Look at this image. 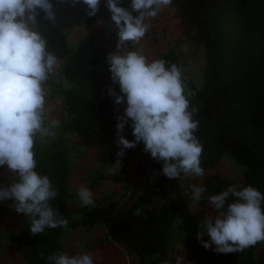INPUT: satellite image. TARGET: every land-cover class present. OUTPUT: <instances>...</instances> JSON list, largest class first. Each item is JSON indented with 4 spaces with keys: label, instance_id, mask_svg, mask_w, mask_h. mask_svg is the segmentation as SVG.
<instances>
[{
    "label": "trees",
    "instance_id": "16d2710c",
    "mask_svg": "<svg viewBox=\"0 0 264 264\" xmlns=\"http://www.w3.org/2000/svg\"><path fill=\"white\" fill-rule=\"evenodd\" d=\"M190 19L201 36L204 47V84L197 88L191 79L182 75L187 90L195 93L188 97L189 111L198 109L193 120L199 121L194 133L203 145L200 166L206 171L215 168L223 156L230 157L243 169L241 182L226 179L218 174L204 178L206 188L199 206L204 207L208 197L226 191L235 185L237 190L252 186L264 194V0H172L170 5ZM47 41V50L58 60L65 61L61 76L74 84L66 89L57 86L48 89L50 96L62 101L67 123L64 130L78 138L86 148L99 147L104 160L115 165L120 162V171L105 179L120 183L127 177L126 163H130L144 151L143 142L135 149H125L123 158H118L117 117L125 115L126 103L115 105L114 97L108 94L113 89L121 95L119 86L113 84L107 63V48L93 36L83 37L72 51L62 28L55 22L44 19L41 12L35 26ZM166 67L179 62L173 49L159 55ZM49 82V81H46ZM131 121L125 126L124 136L134 141ZM36 171L47 175L58 191L50 206L68 220L66 227L46 228L33 236L26 233H0L1 243L5 238L16 246L25 264H48L47 257L65 254L61 236L65 229L79 226L88 230L97 225L103 227L110 239L128 249L137 259V264H176L172 255L171 224L178 215L184 233L181 244L197 260V264H263L256 252L262 242L244 252L218 253L216 246L205 249L197 239L200 225L190 214L189 201L180 195L169 196L168 189L161 195L140 193L129 204L110 200L95 202V206L80 205V218L68 219L67 205L71 198V164L69 148L62 137L35 146ZM151 155V154H150ZM163 162L152 157L145 165H137L136 175L145 183L165 180ZM14 182L15 175L12 173ZM229 197L226 203L235 202ZM264 209V201L261 204ZM141 208V216H133ZM146 217V218H145ZM214 221V220H213ZM204 242H210L205 232ZM43 253V258L41 257Z\"/></svg>",
    "mask_w": 264,
    "mask_h": 264
},
{
    "label": "clouds",
    "instance_id": "9594fccd",
    "mask_svg": "<svg viewBox=\"0 0 264 264\" xmlns=\"http://www.w3.org/2000/svg\"><path fill=\"white\" fill-rule=\"evenodd\" d=\"M64 2V0H59ZM83 3L87 15L94 17L101 0H71L73 6ZM121 0H106L118 41L116 51L107 57L113 84L121 95L109 88L115 105L126 103L125 115L118 116V158L125 149H135L143 142L144 151L163 162L162 174L179 179L181 174L202 177L200 166L203 145L194 134L199 121L193 120L198 109L189 111L188 97L195 95L183 83L181 69L172 64L166 67L162 59H147L141 51H128V42L139 44L150 28V21L172 0H131L130 10L119 6ZM55 23L51 0H0V167L15 175L9 187L0 185V201L13 200L17 213L30 218V232L41 234L46 228L66 227L68 220L50 206L57 197L47 175H40L34 148L38 138L52 137L59 126L53 120L46 126L45 83L60 68L57 57L47 50V41L35 30L40 13ZM137 13L138 15H133ZM131 121L134 141L124 136ZM120 169V162L113 165ZM206 188L192 187V200L199 202ZM236 201L226 203L229 197ZM82 206H95L93 193L87 188L78 191ZM216 212L213 220H205L197 239L205 249L214 244L218 253L244 252L264 242V194L252 186L237 190L229 186L220 194L209 196ZM137 208L133 216H141ZM146 218V217H145ZM210 242L203 241L204 233ZM43 258V253H41ZM48 264H93L89 254L69 257L58 253L47 257ZM178 256L176 264H183ZM167 264V262H165Z\"/></svg>",
    "mask_w": 264,
    "mask_h": 264
},
{
    "label": "crops",
    "instance_id": "0c3cea01",
    "mask_svg": "<svg viewBox=\"0 0 264 264\" xmlns=\"http://www.w3.org/2000/svg\"><path fill=\"white\" fill-rule=\"evenodd\" d=\"M51 2L54 5L55 22L62 28L67 44L72 51L77 48L80 40L83 37L91 35L97 41H99L102 46L107 48V55L109 54L108 46L103 42L102 33L98 26L100 14L104 6L103 0H101L99 11L94 17H89L87 15V6L83 3L73 6L71 4V0H64V2H59V0H51ZM135 15H137V13H135ZM147 22L151 25L148 32L139 44H133L130 42L131 51H141V53L145 55L151 62L152 60H158L159 55L166 53L169 49H173L176 53L179 66L182 69L185 67L196 68L194 67L196 61L204 58V47L201 36L193 27L190 19L177 9L169 5L163 8L155 18H152ZM196 50H200V52H196ZM58 61L60 62L61 66L54 72V74L51 75L53 78L48 82V86L50 85L53 87V89L57 87L56 85L52 84L54 81L53 79H55L57 80V84L62 88L69 89L74 87L73 83L67 81L61 76V70L65 64V61ZM185 78L191 79L190 74H186ZM48 86L46 89L47 93L50 94ZM56 98L59 100L57 103L54 101ZM53 104L54 106L59 105L58 110H63L61 99L57 96L48 95L47 100H45V111L50 117H54ZM64 133L66 135H73L65 130ZM79 146L84 147L81 144ZM141 155L142 154L138 155L136 159L141 158ZM146 158L147 160L150 159L151 155L148 154ZM124 165V167H126L127 163ZM5 168L6 166L0 167V185L3 187H9L10 184L14 182V179L12 177V173L5 171ZM118 170L119 169L115 167L112 173L109 174L117 173ZM89 174H91V169L88 170V172H78L75 171L73 164H71L69 189L71 198L69 199L67 205L70 222H74L79 219L75 216L80 214L79 209L81 201L78 197V191L81 188L89 189L93 193L94 201L100 202L106 198H117L121 194L119 186H122V184L126 185V180L116 184L96 183V185H89ZM191 177L192 176L181 174L179 179L182 178L183 180H189V182H191ZM175 180L176 179L167 178L165 180L159 181L168 187ZM72 200L74 203V209H71ZM206 209H202L203 211L199 215V218H202V221L213 220V218L208 216ZM190 214L192 215L191 208ZM193 217L196 218L195 216ZM25 229H30L29 219L25 214L17 213L15 209H13L12 215L9 219H3L0 217V233L4 236L8 233H26ZM103 239V227L97 225L94 229L88 230L79 226L73 229H65L61 236V243L65 254L69 257L89 254L93 257V264H137L136 261L129 262L127 259H125L124 255L118 249V246L109 244L103 245ZM14 246L4 245L3 251L1 246L3 257L0 261V264H25L24 260L18 253L16 246ZM260 250H264L262 245H260L257 249L256 255L257 258H260L262 262H264V254L262 255ZM173 251V256L176 259L178 256L184 257L183 263L185 262L186 257L189 258L191 256L190 252L185 247H183L182 244L176 245L173 248ZM191 259V264H197V260L193 256Z\"/></svg>",
    "mask_w": 264,
    "mask_h": 264
},
{
    "label": "rangeland",
    "instance_id": "374dc122",
    "mask_svg": "<svg viewBox=\"0 0 264 264\" xmlns=\"http://www.w3.org/2000/svg\"><path fill=\"white\" fill-rule=\"evenodd\" d=\"M196 52H200V50H196ZM203 57H204V54H203ZM194 67H196V68L185 67L183 69L182 68H180V69H181L182 75L184 77L186 74H190L193 84L197 88H201L204 84L203 72L205 70V59L203 58V59L196 61ZM52 78H53V76L50 75V77L47 81H51ZM53 80L54 81L52 84L59 86L57 84V80H55V79H53ZM47 86H48V82H46L44 85L45 93H46L45 100H47L48 95L50 96V94L47 93V89H46ZM54 101H56V103H57V101H59V100L56 98ZM52 106H53L54 117H50L47 114V112L45 111L46 126L48 123H50L53 120H58L59 126L56 129H54L55 135H53L52 137L38 138L36 141V145L43 143V142L48 143V142H51L52 140H54L58 137H62L68 145V148L70 151L69 152L70 164H73L75 171L88 172V170L91 169V174L88 175L89 185H96V183H102V184L103 183L104 184L114 183V184H116L115 182L108 181L105 179V176L109 175V173H112V171H113V169H115V167L112 164H110L108 161L103 159L101 149L99 147H93V148L80 147L78 138H76L74 135H66L64 133V124L65 123H64V119H63V117H64L63 110L62 111L58 110L59 105L54 106V104H53ZM147 155L148 154L141 155V158L133 160L130 163H127L126 168H127L128 173H127V177L125 178L126 185L122 184V186H119V190H120L121 194L117 198L116 197L115 198H106V199H103L102 201L97 202V203L102 204L104 202H108L110 200H113V201H116L117 203L121 204V199H122L121 195L127 187V183H128L130 176L136 175L135 170H136L137 165L146 164V162L148 161L146 158ZM119 171H120V169L117 171V173ZM212 174H218V175H220L226 179L241 182L242 181L241 178L243 175V169L238 164H236L230 157L223 156L215 168L207 169L206 171H204V175L202 177L192 176L190 178L191 182H189V180H183L182 178H180V179H176L175 181H173V183L170 186L166 187L164 184L161 183V181L145 183L144 181L140 180V187L134 192V195L131 198V200H129L127 203H124V204L129 205L137 197V195L140 193L148 192V193H152V194H158L160 196L162 191H165L166 189H168V191H170L176 185H182V186H185L190 191L191 196L187 200L189 201V207L191 208L192 215L195 216L196 218L198 217L197 221L200 223L204 222V221H202V218H199V215L202 213L203 208L204 209L207 208L206 211L208 213V216L213 218V220H214L215 216H216V212L212 208L210 202H208L204 207H201V206H199V202H195L191 198L192 197V187L193 186L200 187V185L202 186L204 178L207 176H210ZM190 183H191V185H190ZM172 196H174V195H172ZM71 202H72L71 209H74L73 200ZM75 217L80 218V214L76 215ZM28 219H29V224H30V218L28 217ZM68 219H70L69 215H68ZM180 227H181L180 217L178 215H175L173 217L171 229H170L171 241H170L169 246H170V248L172 247V249L176 245H181L180 243L183 240L184 233ZM25 230H26L25 232H29L30 229L29 230L25 229ZM4 245L14 246L12 243H10L5 238L2 240V243H1L2 251H3ZM109 245L118 246V249L124 255L125 259H127L129 262L136 261V263H137L136 257L125 247L118 245V244H109ZM261 245L264 247V242H262ZM173 252H172V255H173ZM260 253L263 255L264 250H260ZM2 257H3V253L0 252V261H1ZM191 257L192 256H190L189 258L186 257V260L183 264H191L192 263ZM258 259H260V258H258Z\"/></svg>",
    "mask_w": 264,
    "mask_h": 264
},
{
    "label": "built area",
    "instance_id": "2783aa9c",
    "mask_svg": "<svg viewBox=\"0 0 264 264\" xmlns=\"http://www.w3.org/2000/svg\"><path fill=\"white\" fill-rule=\"evenodd\" d=\"M104 6L103 10L100 14L98 26L100 28V31L102 33V40L103 42L108 46L109 54L116 51V45L118 41L117 31L114 26V22L111 21V13L109 9L106 7V0H103ZM131 0H121V3L119 6H122L126 9H129ZM135 15V13H133ZM138 15V14H137ZM126 50L131 51V43L128 42L126 45ZM108 54V55H109ZM107 55V57H108ZM64 123H67L66 114L64 113ZM140 187V180L136 175L130 176L127 187L122 193V199L121 204L127 203L134 195V192ZM169 196H176L180 195L185 198H190L191 194L190 191L182 185H176L173 187L170 191ZM13 200H3L0 203V217L3 219H9L12 215L14 206ZM103 245L107 244H115L110 237L107 235L106 231L104 230V239H103ZM264 264V262H263Z\"/></svg>",
    "mask_w": 264,
    "mask_h": 264
}]
</instances>
